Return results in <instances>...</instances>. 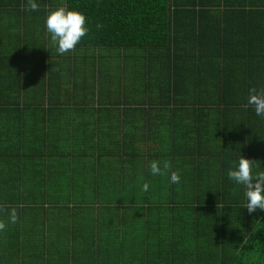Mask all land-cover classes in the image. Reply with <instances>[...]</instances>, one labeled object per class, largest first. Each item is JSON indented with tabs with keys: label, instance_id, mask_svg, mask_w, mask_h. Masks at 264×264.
I'll use <instances>...</instances> for the list:
<instances>
[{
	"label": "trees",
	"instance_id": "obj_1",
	"mask_svg": "<svg viewBox=\"0 0 264 264\" xmlns=\"http://www.w3.org/2000/svg\"><path fill=\"white\" fill-rule=\"evenodd\" d=\"M35 2L38 11H27V0H0V44L9 54H0V87L9 76L30 70L39 75L33 79L40 87L58 93L65 76L76 80L88 71L87 64L90 69L97 64L112 79L116 95L107 100L94 94L97 101L90 104L83 101L86 96L78 98V93L93 94V83L85 82L92 74H86L75 84L73 103L82 105H68L70 97L43 99L33 85L12 88L9 106L0 104V205L5 206L0 217L8 221L14 207L22 223L5 221L13 231H0V264H264V210L249 213L242 207L245 188L227 175L238 166V156L251 153L239 151L234 142L252 137L249 126L241 134L234 126L220 127L221 142L212 146L202 143L204 126L197 120L205 109L231 110L222 94L238 78L231 66L240 60L222 47L237 22L245 25L249 16L264 15V0ZM60 6L82 12L89 28L76 49L64 55L51 45L46 28L49 12ZM38 20L45 25L39 30ZM20 27L30 46L23 58L15 55ZM11 54L16 64L9 61ZM112 56L116 61L108 59ZM48 64L56 65L57 77L47 71ZM141 86L145 92L136 99L133 88L138 95ZM215 93L222 102L208 104L206 95ZM32 99L37 104L28 102ZM23 115L33 116L29 127L23 121L20 126ZM254 146L259 148L253 153L259 156L255 172L264 170L263 137L257 143L251 138L245 147ZM51 154L60 155L61 163L49 175L72 200H51L44 185L33 181L45 174L36 163ZM153 160L161 166L169 161L180 182L153 175ZM63 204L71 211L66 223L63 215L49 217L48 224L28 220L30 211L62 213ZM117 210L123 214L118 218ZM24 224L36 232L25 234ZM13 234L15 242L38 245L36 258L8 253L6 246L15 247L4 241ZM244 238L247 244L241 245Z\"/></svg>",
	"mask_w": 264,
	"mask_h": 264
},
{
	"label": "crops",
	"instance_id": "obj_2",
	"mask_svg": "<svg viewBox=\"0 0 264 264\" xmlns=\"http://www.w3.org/2000/svg\"><path fill=\"white\" fill-rule=\"evenodd\" d=\"M36 18H34L33 21H35ZM37 22V28L38 30L45 25H42V21L38 20ZM241 22H243L241 20ZM247 22L245 25H241L240 23L237 22L236 29L232 30L231 36L227 38V43L228 46H223L222 47V52H228L231 50L232 53L237 54L235 59H239V62H234L233 66H231V70L235 72V75L238 76V78L235 80V82H231V89L227 91V93L222 94L223 98L229 103L228 105L231 110L228 112V114H220L219 112L212 110V109H205L204 114L201 115V117H196L200 125H203L204 128L202 129V133L204 134V138L202 143L210 144L212 146L218 145L217 142H221V134L218 133V129L222 126L227 127H236L235 130L238 134H241L243 132V127H246L247 125L249 126V130L252 134V137L250 138H244L243 140L241 138H235L234 142L235 144H239L240 147L238 148L239 151H250L251 153L248 154V158L252 160H257L259 156H253V153L258 154L259 148L257 146H254L252 149L248 150L245 146L247 143L251 141V138H254V142L257 143L260 141V138L264 139V134H258L259 131L264 130V118H261L255 114L254 108L253 107H247L243 108L241 105H244L247 103V97L249 94V89L255 87L256 89H262L264 88V80L261 78H264V70L260 72V70L263 68V62L262 60L264 59V15H254V16H249V18L245 21ZM18 37L17 39V45L15 47L16 52L15 55L17 54L18 56H21L23 58L24 54H28L27 49L28 44L27 40H29V36L27 32H25L21 27L18 28ZM261 36V37H260ZM236 37V41H233V38ZM233 41V42H232ZM26 44V45H25ZM30 47V46H29ZM22 50V51H21ZM5 45L0 44V54L3 56H8L9 54L5 53ZM12 55V54H11ZM14 55V56H15ZM90 53L88 52L87 56H89ZM13 56V55H12ZM13 58L9 61H11L13 64H16L18 58ZM7 59V58H6ZM6 62V61H5ZM28 63V62H26ZM58 65H62L58 63ZM72 65V63H71ZM97 65V64H96ZM95 68L90 69V64H87L86 69L88 71L82 72L80 77L83 75L84 79L87 78L86 74H92L90 77L87 78L85 81L86 84L88 83H93L94 89H93V94L92 95H81L82 93H78V98H81L82 96H86V99L83 101L90 104V101H97V99L94 97V94H99L101 96H104L107 98L109 95H116V86L113 87V83H111L112 79H107L105 78V71L104 69L100 68ZM55 64L54 67L52 68L49 64L47 65V71L51 72V75L54 77H57V71L55 70ZM18 70H22V67L19 65ZM84 70V69H83ZM82 70V71H83ZM30 70H27V72L23 73L21 72V76H9L4 80L5 83H3V87H0V104L2 106H9V103H11V97H14L15 92L11 93L14 91V87L22 86V85H33L36 87L40 92L38 94L40 96H44L43 99L49 98L51 99L52 102H58L62 101L63 98H65L67 101L70 97V100L68 101V105H82L83 101L77 104H74L73 101L77 99V92L75 90V84H78L81 82L83 79H80L78 77L76 80H73V76L66 77L64 78V86L59 87L58 93L54 92H48L45 87H40L39 84H37L33 77L39 76L37 73L36 74H31L29 72ZM60 79V77H59ZM84 81V80H83ZM88 88V87H87ZM89 90V88H88ZM90 91V90H89ZM122 93V90H120ZM145 92L143 89V86L139 87L138 89V95L136 94L135 88H133V96L137 97L139 96L140 98L142 97V93ZM68 93V95H65ZM191 96L194 94V91L189 93ZM76 96V98H75ZM188 102H189V95L183 96ZM206 100L208 104H213V103H220L222 102V98H220V95L218 96L217 93L215 94H210L206 95ZM31 99V98H30ZM2 100V101H1ZM110 101V100H109ZM32 102L34 104H37L35 100L32 99ZM85 103V104H86ZM79 105V106H80ZM121 106V105H120ZM77 109V108H76ZM247 111H246V110ZM78 110V109H77ZM30 115H23L20 117V126H21V121L25 122L28 127L32 123L33 116L30 118ZM244 117V120H243ZM246 117L249 118V123H247ZM30 118V119H29ZM38 116L35 117L37 119ZM218 118V121H215ZM234 122H239V126L236 124H233ZM242 124V126H240ZM69 127L71 126V123L69 122L68 124ZM71 129H69L70 131ZM252 143V142H251ZM227 144L231 145V150H233V145L231 144V136H227ZM73 146V145H71ZM27 153L25 154V156ZM242 156L245 157V154H242ZM60 155L58 154H51L48 159H43L41 162H37L36 165H39L38 169L43 167V172L45 174L43 175L42 178H39L40 176L35 175L33 178V181H38L41 184L44 185V189L46 190L45 193L49 194V197L51 200H72L71 198V193L69 195L65 194V192H68V190H65L66 188L62 189L61 187L58 186V183L60 182L57 177L53 178L50 177V173L55 174V170L53 169L54 166L60 165ZM69 157V156H68ZM238 157H241L238 156ZM58 158V159H57ZM23 161H20L19 164V170L21 174V170L24 168V163ZM66 163V160L64 161ZM26 166V164H25ZM47 168H50V172ZM70 173V172H69ZM43 174V173H42ZM68 180L71 182V177L68 178ZM57 184V185H56ZM46 186L50 187L49 189H46ZM33 200V198H32ZM62 206L65 207V210H63L62 213H56L54 211H47L45 212L44 209L41 210L42 214H34L32 211L28 213L29 217L28 220L30 221H40V222H45V224L49 222V217L53 218L59 217L60 215L65 216L64 221H70V214L71 211L67 209V207L63 204ZM58 212V211H57ZM70 215V216H69ZM122 212L120 210L116 211V214L114 217H120L122 216ZM7 216V215H6ZM0 220L7 221V217L1 216ZM8 222V221H7ZM19 223H21V220H18ZM51 223V222H50ZM69 223V222H68ZM22 226V223L19 227ZM22 232L26 233H32L36 232L33 228H31L28 224L23 225ZM9 232L13 231V227L10 226L9 228H6ZM75 229V228H74ZM27 236V235H26ZM32 237H36L35 233L33 235L30 234ZM9 243L8 245L11 247H15L14 249H10L8 246V253L10 255L14 254V256H20L21 253L31 255V257L36 258V247L38 245L35 244H21L18 241L15 242L14 240V234L11 237L10 241H4ZM43 243H46L44 241ZM40 247V246H39ZM41 248V247H40ZM42 253V250L39 252ZM38 253V254H39ZM27 264L29 262H26Z\"/></svg>",
	"mask_w": 264,
	"mask_h": 264
},
{
	"label": "clouds",
	"instance_id": "obj_3",
	"mask_svg": "<svg viewBox=\"0 0 264 264\" xmlns=\"http://www.w3.org/2000/svg\"><path fill=\"white\" fill-rule=\"evenodd\" d=\"M27 11H38L39 6L35 0H27ZM99 27V25H98ZM47 32L50 33V43L56 48L60 55L74 51L88 32L86 16L77 10L68 9L66 6H60L49 12L46 18ZM253 107L255 114L264 118V88L249 89L247 103L241 105L243 108ZM256 160L245 158L241 155L238 166L228 170V177L237 184L244 186L246 204L242 205L249 213L257 209L264 210V170L255 171L257 168ZM150 171L153 175H170V182L178 184L180 182L179 171H172L171 164L165 160L161 166L159 161L153 160L150 163ZM149 184L145 182L142 190L147 191ZM5 206L0 205V211H4ZM18 220L16 208L8 211V222L15 224ZM7 227L5 221L0 220V231H4ZM247 244V239L241 241V245Z\"/></svg>",
	"mask_w": 264,
	"mask_h": 264
},
{
	"label": "rangeland",
	"instance_id": "obj_4",
	"mask_svg": "<svg viewBox=\"0 0 264 264\" xmlns=\"http://www.w3.org/2000/svg\"><path fill=\"white\" fill-rule=\"evenodd\" d=\"M101 51L102 52H104L105 50H103V49H101ZM105 57H103V59H104ZM110 61H116V57L115 56H112L111 57V59L110 58H108ZM108 71H110V72H113V71H111V69H109ZM67 221H65V223H66ZM193 256V260H194V255H192ZM192 264H195V262L194 261H192Z\"/></svg>",
	"mask_w": 264,
	"mask_h": 264
}]
</instances>
